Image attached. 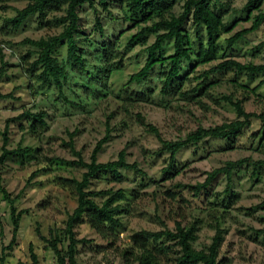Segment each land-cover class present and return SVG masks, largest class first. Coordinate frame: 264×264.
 I'll return each mask as SVG.
<instances>
[{"label": "rangeland", "instance_id": "374dc122", "mask_svg": "<svg viewBox=\"0 0 264 264\" xmlns=\"http://www.w3.org/2000/svg\"><path fill=\"white\" fill-rule=\"evenodd\" d=\"M183 1L175 0L171 12L179 14ZM127 2H114L109 6L110 15L104 12L103 37L94 26V14L88 5L79 9L81 29L77 39L86 52L88 73L67 66L66 101L59 97L53 85L27 73L26 68L36 54L32 46L21 43L27 38L60 33L63 26L56 23V18L63 10L49 12L42 20L37 14L32 15L20 27L12 28L6 19L15 15L16 9L23 8L27 0H0V69L3 67L0 93L12 95V98L0 99V153L2 131L8 118L25 110L45 114L44 126L24 119L11 121L8 126L6 147L16 148L20 144L32 151L10 156L2 167V185L15 198L16 210H25V213L15 242L9 247L13 228L10 205L0 192V264H31V254L35 255V264H57L46 241L36 234L39 232L48 238L54 231H63L68 215L77 204L72 180H80L85 169L52 159H77L69 146L70 134H74L75 151L89 161L92 149L106 132V124L110 127V138L98 152V161L116 160L123 150L126 162H135L140 171L121 169L120 180L110 176L91 180L89 190L123 188L125 198L118 202L120 226L114 241L100 237L85 223L77 224L76 237L84 240L77 245L78 264H127L121 251L128 246L132 235L141 230H174L176 221L184 225L197 222V240L193 243L197 249H205L211 243L218 223L223 231L218 253L222 264H264V164L251 163L264 160L261 119L252 117L250 125L235 138H207L183 147L176 155L177 173L172 171L166 177L168 152L161 149L155 135L135 117L139 113L158 129L162 138L174 141L184 139L198 126L208 128L235 120V107L225 97L241 102L247 112L264 113V73L249 75L232 69L210 72L211 67L227 58L242 63H264V21L258 29L229 46L227 39L248 28L258 10L251 9L248 0H221V5L217 3L213 8L232 29L219 34L210 61L200 63L207 48V37L204 28L196 27L189 17L183 28L190 39V59L182 60L179 75L184 79L176 82L177 90L163 94L162 73L168 71V61L157 64L144 82L128 83L130 74L144 64L145 46L154 41L155 33L147 34L146 44L136 42L128 46L131 35L144 23H133L135 18L130 15ZM260 10L264 11V0ZM114 38L115 58L109 63L113 69L103 73L98 70L105 64L95 51L101 42ZM28 52L30 55L23 60ZM172 52L173 40L165 41L162 56L166 58ZM54 56L65 63L64 42L56 48ZM205 72L209 73L204 79V90L193 91ZM137 93H143L144 99H135ZM244 158L251 162L233 168L228 187L226 176L219 174L208 188L197 195L194 193L192 186L202 183L208 171L229 160ZM161 241L171 245L162 257L164 264H173L176 247L172 240ZM67 242L64 238L59 243L63 251Z\"/></svg>", "mask_w": 264, "mask_h": 264}, {"label": "trees", "instance_id": "16d2710c", "mask_svg": "<svg viewBox=\"0 0 264 264\" xmlns=\"http://www.w3.org/2000/svg\"><path fill=\"white\" fill-rule=\"evenodd\" d=\"M128 0L127 7L130 15L135 18L133 22L135 25L143 22L144 25L138 31L131 35L128 46L133 43H147V34L155 33L154 41L145 46L147 57L142 67L131 73L128 83L135 82L140 84L148 79L154 67L164 61L169 62V68L166 73H162L163 82L161 91L163 94L172 93L179 88L176 82H182L184 76L180 75V64L182 60L190 59V39L188 32L183 28L184 24L189 20V17L196 27H203L206 33L207 48L204 52L203 58L199 60L200 63L210 61L212 50L215 46L216 38L221 32H229L232 26H226L222 17L217 13L213 7L217 3L221 5V0H184L182 4V11L179 14L171 12V7L175 0ZM122 0H27L23 8L16 9V14L6 19V24L12 28H18L30 16L37 14L39 19H45L49 12L61 11L63 14L56 18V23L62 25V31L58 34L40 37L38 39H24L22 44H29L34 48L35 58L28 64L26 71L30 76H36L45 84L53 85L58 92L59 97L64 95V87L68 81L69 71L67 66L77 70L81 73H88L86 60L84 55L85 49L78 45L77 35L80 33L81 26L79 24V9L87 4L94 14V26L99 30L100 37L104 36L102 18L110 15V4ZM262 0H248L247 5L251 9H256L251 25L244 28L233 35L227 41L228 45H234L246 33L258 29L262 21H264V11L260 10ZM121 14L122 10H121ZM151 21L150 24L147 22ZM161 31V32H159ZM115 39L101 42L100 48L96 49L95 55L100 58L105 64L100 66L103 73H109L113 67L109 64L115 55L114 46ZM167 40H173V52L168 57L162 56L163 44ZM66 44V58L65 63L59 62L54 56L56 48L62 43ZM91 43L94 41H90ZM96 43H99L98 41ZM26 56H23L24 60ZM4 65V64H3ZM3 67L0 69V76L3 74ZM235 70L236 72H247L249 75L264 73V63L254 64L252 62L242 63L233 58H227L210 68V72H219L223 70ZM36 71L39 72L36 75ZM208 73L202 75V80L194 86L193 91L200 92L204 90L205 80L208 78ZM264 81V80H263ZM251 91H254L252 89ZM255 93V92H254ZM12 98L11 93H0V99ZM129 100H133L131 97ZM137 100L144 99L143 93H137L135 97ZM225 99L235 107L237 118L230 122H224L214 127L198 126L194 130L188 132L184 139L166 140L162 138L158 129L145 121L142 115L135 114L136 120L145 127V129L154 134L160 143L163 151L168 152V163L164 171L168 173L166 177L171 176V172L177 173L174 170L176 155L179 150L189 144H198L207 138H222L230 139L240 135V133L250 125L252 117L261 119L264 123V113L254 114L247 112L242 103L233 101L230 97ZM73 103V102H71ZM74 104V103H73ZM44 112H31L25 110L20 114L8 118L4 129L2 131V148L0 153V192L4 201L10 205V215L12 221V238L9 247L15 242L19 222L25 210H16L14 206L15 198H12L6 188L2 185V167L7 158L15 154L31 152L30 147H22L20 144L16 148H7L9 143L8 126L11 121L25 120L28 123H39L44 126L43 119ZM110 127L106 124V132L104 136L99 139L91 151L89 161H85L80 156V153L75 151L72 139L74 134H70L69 146L71 151L76 155V160H64L62 158H53L62 164L77 166L84 168L80 180H72L76 192L77 204L72 213L68 215L63 231L50 233L48 238L41 236L37 232V236L44 239L47 246L52 250L56 257L57 264H78L77 262V245L83 242V238H77L75 228L77 224L85 223L92 228L95 233L104 239L114 241L116 231L120 226V220L117 216L119 212V201L125 198L123 188H105L99 190H89V184L92 179L98 177L110 176L111 179L120 180L122 177L121 169H129L139 172L136 163H128L125 159V152L121 150L118 153L116 160L100 162L97 159V154L102 148L103 144L110 138ZM243 162H251L249 158L239 159L236 161H227L225 165L213 168L206 173V178L202 183H197L192 188L197 195L202 190L208 188L213 179L219 175L224 174L229 186L231 180V173L234 167ZM254 166L264 164V160H256L251 162ZM36 172L32 174L35 176ZM197 222L192 221L187 225L180 221L175 222L174 230L164 229L159 231L141 230L130 238L127 247L123 248L121 255L127 264H164L162 257L167 255L171 249L170 244H165L161 239L166 238L172 240V244L176 247L175 258L173 264H222L218 259L219 248L223 239V231L219 224L215 225V233L212 237L211 243L205 249H197L193 243L197 240ZM66 238L67 245L65 250L59 247L64 238ZM31 248V247H30ZM32 263L35 264L36 258L31 254ZM18 264H24L19 262Z\"/></svg>", "mask_w": 264, "mask_h": 264}]
</instances>
